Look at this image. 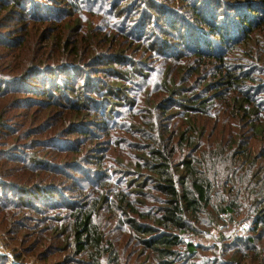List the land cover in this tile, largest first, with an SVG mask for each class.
<instances>
[{"label": "trees", "instance_id": "trees-1", "mask_svg": "<svg viewBox=\"0 0 264 264\" xmlns=\"http://www.w3.org/2000/svg\"><path fill=\"white\" fill-rule=\"evenodd\" d=\"M187 1L188 10L194 13V26H179L177 20L174 21L178 18L164 12L165 7L158 0L139 1V4L135 3V9L131 8L135 10L131 15L125 16L118 6H114L101 18V26L93 31L92 39H96L95 35H103L102 45L115 44L107 53L102 52L103 49L96 50L94 42L88 40L79 47L75 41L78 39L77 26L68 34L75 41L70 44L71 53L77 55L80 49V57L86 52L85 61L79 58L80 63L49 64L42 54L43 49L38 46L30 67L25 72L17 68L20 72L17 78L11 76L17 69L6 75L11 66L0 64V227L10 232L15 246L25 247L39 241L49 248L63 236L66 243L63 252H72L79 259H72L73 264H264V110L262 103L243 94L246 83L256 75L235 73L228 57L237 50V44L243 42L242 47H246L252 41L251 36L258 31L264 32V0L257 3L261 11L250 6L254 18L247 8L248 15L231 19L236 28L229 26L226 30L217 25L219 16L206 17L197 2ZM24 2L26 0H0V19L6 12H15V8L31 10L23 5ZM64 2L71 12L81 17V8L90 7L93 0ZM98 2L103 4V0ZM31 6L33 11L36 10L33 4ZM96 6L93 4L91 9H97ZM153 12L162 14L160 20H164L168 28L164 31L167 38H153V35L147 36L146 31L142 30L143 34L134 31L135 22H145L155 29L160 26L159 19L151 23L149 18H153ZM24 22H27L26 18ZM5 26L0 25V52L7 50L16 59H24L26 45L38 37L26 32L29 24L14 31L19 34L17 37L14 33L5 35ZM54 33V40H57L59 33ZM231 33H236L239 38L232 39ZM204 34L207 39L200 45L198 39ZM170 37L180 40L183 45L176 49L177 43L172 44ZM44 38L41 32L42 41ZM245 40L249 41L246 43ZM125 42L129 46H125ZM130 47L140 49L139 59L131 57L136 51L128 52ZM262 47L259 53L264 56V43ZM93 51L95 53L91 55ZM153 56L157 58L155 63L164 79L160 87L162 97L155 91ZM3 58L1 55L0 61ZM99 65H105L109 73L120 77L106 85L115 98L126 92L124 83L139 84L136 81H140L135 93L139 98L129 101L128 113L120 116L123 122L106 127L109 128L107 135L111 133V139H116L118 146L123 135L136 143L133 145L136 162L132 171L121 154L117 155L121 159L116 162L112 157L114 162L109 161L110 166L115 167H110L112 170H123L133 179L126 185L109 182L104 173L107 167L98 163L100 176L106 181L97 188L90 185L92 187L87 190L91 192L88 193L82 184L99 181L83 175L85 177L74 186L80 190V201L64 208L60 219L63 225L49 231L52 237L43 236L41 243L37 238L44 222H54V213L61 212L57 196L64 191L58 185L60 178L71 169L85 172L82 166L86 161L79 157L81 147L68 141L55 148L59 159H50L46 150L53 146L50 142L58 134L46 137L47 141L39 143L43 148L40 149L27 137V133L34 131H26L23 116L19 121L13 112L30 106L54 109L62 105L68 108V114L74 113L76 117L65 116L60 126L69 124L70 128L73 126V133L82 136L75 126L81 125V130H85L83 117L90 114L86 105L83 102L72 104L75 101L70 99L57 100L65 97L66 91L72 92L73 69ZM57 68L58 82L53 78ZM31 76H36L34 83H38V87L27 84ZM62 76L65 79L62 80ZM194 79L197 87L191 85ZM53 82L56 83L52 85ZM40 86L44 88L40 89ZM110 95H107L108 99H111ZM27 96L35 98L25 102ZM42 97L47 101L40 100ZM223 100L231 109L225 108ZM144 104L150 107L149 117H143ZM174 106L176 110H182V116L176 110L172 111ZM107 110L110 111L106 114H110L112 109ZM58 113L61 112L55 111L48 119L58 117ZM159 114L172 116L171 124H159ZM232 120L238 123L234 124ZM229 121L233 125H229ZM243 127L248 133L242 131ZM84 134L89 138V132L84 131ZM95 139L93 136L85 140L92 144ZM256 139L259 140L257 145L253 143ZM121 151L124 153L125 149L121 148ZM68 152L77 156L65 157ZM5 168L6 173L2 171ZM246 220L251 221V227L245 235L227 231L232 225H241ZM114 225L119 230L117 237H113L111 230ZM217 228L222 230L214 243L204 245L190 239L207 236ZM22 254L16 252L20 263L25 262ZM40 257L49 258L45 254Z\"/></svg>", "mask_w": 264, "mask_h": 264}, {"label": "rangeland", "instance_id": "rangeland-1", "mask_svg": "<svg viewBox=\"0 0 264 264\" xmlns=\"http://www.w3.org/2000/svg\"><path fill=\"white\" fill-rule=\"evenodd\" d=\"M139 1H148V0H103V4L98 2V0H93V4H97V9L92 10L91 7L85 8L82 7L81 11V17L78 16V14H74L70 11V8L66 6L64 0H26V2L23 3V5H27L28 8H31V10L23 11L19 8H15V12L13 11L11 14H8L7 12L3 14V19H0V25H6L4 34L5 35H11L14 33V31L18 28H21L24 25L29 24L27 27V31H30L34 36L40 38L31 39L30 43L26 45L27 47V56H25L24 59L18 60L13 56V53L10 51L5 50L4 52H0V56L2 55L4 58L0 61V64L4 65V67H8V65L11 66L10 69L7 70L6 75L12 72L14 69H20V72H25L31 64L32 58L35 57L36 51L40 48L43 49L44 52H42L43 55H45V60L49 64L53 65H59L63 61L71 63V61H75L77 63L79 62V58L82 61H85L87 59L88 54L84 53L83 55H80L79 52L80 49L77 52V55H72L71 50L72 47L70 44H73L75 41L78 42L79 47L81 45L86 44L84 41L88 40V42H94V48L98 51H101L104 53H107L111 51V48L115 44H104L101 43V39L103 38V35H95V40L92 39L93 37V31L101 26L100 20L101 18L107 13L108 10L113 8L114 6H118L119 9L124 13L125 16L131 15V13L135 10V3L139 4ZM157 1V0H155ZM173 0H158L162 5H164V12H167L168 15L173 16L174 21L177 20V24L179 26H194V13L190 10H188V1L187 0H175L174 4L171 3ZM191 2L194 1L199 4V7L202 9L203 14L206 17H212V16H219V18L216 19L217 25L224 30L228 28L229 26H234L233 28H236L235 25H233L231 22V19L236 20L238 15H248L246 13L247 8L251 12L254 9V6H256L255 9L261 11V8L259 7L260 4H257L260 2V0H190ZM199 1V2H198ZM36 7V10L33 11L32 5ZM135 5V6H133ZM252 6L253 9L250 7ZM131 8H133L131 10ZM170 8V9H167ZM172 8V9H171ZM198 8V7H197ZM14 9V8H13ZM52 12H51V11ZM163 11V10H161ZM163 12V13H164ZM248 12V13H250ZM148 13H150L148 11ZM179 15H177V14ZM55 16H54V15ZM153 14V18H149L153 23L156 22V19H162V14H157L155 12L151 13ZM252 14V12L250 13ZM71 16V17H69ZM150 16V14H148ZM157 17V18H156ZM252 17L254 18L255 15L252 14ZM24 18L27 19V22H24ZM148 18V17H147ZM39 19V20H38ZM42 19V20H40ZM50 20L51 22H46L47 20ZM36 20V22H34ZM164 20H160V26H156V29L153 25L147 26V24L144 23H134L133 29L134 31L141 34H143V31L147 32L148 34L153 35L155 37H158L159 39L167 38L164 31L167 30V26L163 22ZM215 21V22H216ZM239 22V21H237ZM200 24H197V26ZM240 25V23L238 24ZM78 27L77 38H75V41L69 37V32L71 30H74L75 27ZM202 28V26H199ZM36 29L38 32H36ZM204 29V27L202 28ZM143 30V31H142ZM54 31L59 35L57 40H54ZM133 31V33H134ZM24 32V34L26 33ZM41 32L43 33V37H45L44 41L41 39ZM65 33V34H64ZM145 33V32H144ZM84 34V35H83ZM178 36L180 33L177 34ZM14 36L17 37L19 34L16 32L14 33ZM242 36V35H241ZM75 37V36H74ZM230 37L232 39H238L239 36L236 33H231ZM243 37V36H242ZM252 41L250 45L242 47V43L237 44L235 48L236 51H233L232 53L228 54V57L230 58V64L232 65V69L235 70V73H241L242 75H245L247 73L256 75L255 78L252 80H249L246 83V86L243 89V94L246 96L248 95L253 101L257 100L263 105L264 110V56H262L259 53V50L262 49V44L264 43V32H257L255 35L251 36ZM215 38V37H214ZM170 39V42L172 44L177 43L176 49L179 46H182L183 44L180 42V40H174L172 37L168 38ZM207 39V35L204 34L201 38L198 39L199 44L201 45L202 42H204ZM210 40V38H209ZM216 41L219 40L215 39ZM246 41V40H245ZM244 41V42H245ZM249 41V40H248ZM246 41V43L248 42ZM239 42V41H238ZM129 46L127 42H125ZM102 45V46H101ZM220 47H223L219 43ZM235 45V44H232ZM39 46V48H38ZM70 46V47H69ZM38 48V49H37ZM190 49V48H189ZM128 52H133L134 59H139L138 53L140 49L137 48H127ZM95 51L90 53L93 55ZM155 56L152 58V68L155 69V83L157 85L155 91L157 94L162 97L164 94L162 93L163 90L160 89V87L163 84L162 80V73L160 72V68L158 69V65L155 63ZM86 62H82L81 64H85ZM94 69V70H91ZM88 68H75L71 71L73 74L72 79L70 80V87L73 89L72 92L66 91L65 97L58 98L59 101H65V99H70L71 101H75L72 104H78V103H84L86 105V108L90 111V114L88 116H85L83 118V123H85L84 129L81 130L80 126H75V129L77 131L82 132L81 134L73 133L71 131L72 127L70 128V125L67 124L66 126H60L62 124V120L65 116L70 115L71 117H76L74 113L68 114L69 110L68 108L60 105L56 108H45V107H35L30 106L28 109H22V110H15L13 114H17V119L19 121L23 119L27 123L26 125V131L28 129H31L34 131L33 134L27 133V137L31 138V141H34V145H37L40 147L39 143H43L47 141L48 139H45L46 137L52 135L55 136L58 134V136H55V139H53L52 142H50L51 145H53L51 148L46 150L47 153H49V158L56 160L59 159V153L55 148L59 146H64L65 143L72 142L77 144L76 147H81V153L80 158L83 157L85 159L86 163L83 164V168L85 172H75L74 170H69V174L61 177L60 184L58 185L63 189L64 192L61 193L60 196H57L59 199V210L61 211L60 214L54 213V218L56 220L53 221H47L39 222L42 224L43 222L45 225L42 227V231L39 232L40 236L37 238L42 241L43 236H48L49 238L52 237V233L57 225H63L62 221L60 220L63 217L64 214V208L67 206H70L74 202L80 201L81 194L79 193L80 190H77L74 188L75 185H78L79 179L84 178L86 175L90 177L91 180H98L93 181L92 183H89L88 185H83L84 189L91 188L94 186V188L99 187L102 183H104L106 180L103 179L100 176L98 163H102L105 167H107L104 173L107 175V180L109 182L121 183L123 185H126L128 181L131 182L130 176L123 172V170H119L118 172H115L112 169H115L114 166H110V162H116L118 159H121L117 155H122V159H126L128 162L129 170L132 171V168L134 167V163L136 162L135 158V152L133 145L136 143L127 135H123L121 137V144L118 146L115 144L116 139H111V133L107 135L106 127H109L113 123H121L123 122L122 118L120 116L122 113H128V108L126 106L129 104V101L134 100L136 101L139 97L136 96V89L137 92L139 90V84L140 81H136L139 84L126 82L125 89L126 92H121L120 96L113 97L110 95V88H108L106 85L110 83L111 81L119 80L120 77L115 76L113 72L108 71V69L105 67V65H99L96 67ZM16 70L12 77H16L19 72V70ZM57 74L53 77L56 82L59 79V68H57ZM158 70V71H157ZM18 71V72H17ZM92 71H95L94 74ZM23 74V73H22ZM36 76H31L26 82L31 87L39 86L38 83H34V79ZM48 78L50 76H47ZM77 78V82H75ZM62 80L65 79V76H62ZM196 81V82H195ZM36 82H39L36 81ZM56 82H53L52 85H54ZM196 84V87L198 85L197 80H193L191 82V85ZM142 86V85H141ZM44 87L40 86V89H43ZM52 90V88H51ZM98 93L99 95H96ZM124 93V94H123ZM136 93V94H135ZM57 95H59V92H57ZM107 95H110L111 99L107 98ZM244 95V96H245ZM136 96V97H135ZM135 97V99H132ZM34 96H27L25 97V102H29L31 100H34ZM120 99V100H118ZM40 100L46 102L47 98L42 97ZM70 104V105H72ZM161 104H165L162 102ZM223 104L226 109H231V106L223 100ZM78 107V105H76ZM109 107H111L110 114H106V111ZM33 108V109H32ZM143 117H149L150 107L147 104L143 105ZM176 110V107L174 106L173 112ZM55 111L61 112L60 114H56L58 117L53 116L51 119H48V116L55 113ZM85 111V110H83ZM182 113V110L177 109L176 113L180 114ZM84 113V112H83ZM172 114V113H171ZM103 115L105 117L103 118ZM172 117V116H171ZM166 114H159V124H166L170 125V118ZM120 118V119H119ZM228 119L227 117H223ZM234 124L238 123L237 120H232ZM229 125H233L230 121ZM241 125V123H240ZM46 131L45 134H40L41 132ZM84 131L89 132L90 136L89 138L84 137ZM242 131H246L244 133H248L246 128H242ZM38 132V133H37ZM248 135V134H246ZM96 138L95 141L91 144L87 142L86 140L90 138ZM86 139V140H85ZM254 144H258L259 140H254ZM118 146V147H117ZM121 148L125 149V152L122 153ZM112 150V153H111ZM45 151V150H42ZM65 157L68 158H74L77 155H74L72 152H68L67 154H64ZM110 157L113 158V160L110 159ZM108 165V166H107ZM112 169H111V168ZM3 172H7V168L2 169ZM86 174V175H85ZM79 175V176H78ZM85 175V176H83ZM59 181V178H58ZM92 185V186H90ZM88 193L91 191L87 190ZM53 214V213H52ZM65 220L68 221L69 217L66 215ZM59 218V224L57 223V219ZM107 222V221H106ZM105 222V223H106ZM114 226L111 227V230L113 229V237H117L118 235V228H114ZM251 227V221H245V223L241 225L234 226L233 225L227 230L232 231V234L237 235H245L247 230ZM221 228L214 229L209 235L197 237V239L191 237L190 239H194L196 242H201L204 245H208L211 243H214L217 241V238H220V232ZM10 232L5 231L0 227V264H73L72 259H78L72 252H63L65 247V242H63V236L59 238V242L52 245L51 247L47 248L46 246H42L43 244H39V241L31 242L29 245H26L25 247L22 246H15L13 241L11 240V237L9 236ZM198 242V243H199ZM16 248V249H15ZM59 248V252H57V249ZM17 254H22L23 259L25 262L20 263L19 259L16 257ZM34 251V252H31ZM41 254H45L48 256V260L40 257Z\"/></svg>", "mask_w": 264, "mask_h": 264}, {"label": "built area", "instance_id": "built-area-1", "mask_svg": "<svg viewBox=\"0 0 264 264\" xmlns=\"http://www.w3.org/2000/svg\"><path fill=\"white\" fill-rule=\"evenodd\" d=\"M1 251V250H0Z\"/></svg>", "mask_w": 264, "mask_h": 264}]
</instances>
